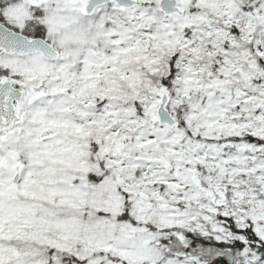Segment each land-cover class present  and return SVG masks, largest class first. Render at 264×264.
I'll use <instances>...</instances> for the list:
<instances>
[{
    "label": "snow or ice",
    "instance_id": "snow-or-ice-1",
    "mask_svg": "<svg viewBox=\"0 0 264 264\" xmlns=\"http://www.w3.org/2000/svg\"><path fill=\"white\" fill-rule=\"evenodd\" d=\"M0 264H264V0H0Z\"/></svg>",
    "mask_w": 264,
    "mask_h": 264
}]
</instances>
